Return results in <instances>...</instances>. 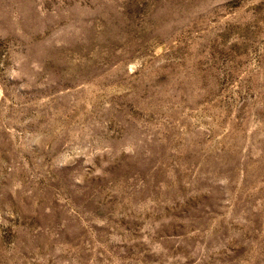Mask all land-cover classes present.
Here are the masks:
<instances>
[{
  "label": "rangeland",
  "instance_id": "obj_1",
  "mask_svg": "<svg viewBox=\"0 0 264 264\" xmlns=\"http://www.w3.org/2000/svg\"><path fill=\"white\" fill-rule=\"evenodd\" d=\"M0 264H264V0H0Z\"/></svg>",
  "mask_w": 264,
  "mask_h": 264
}]
</instances>
